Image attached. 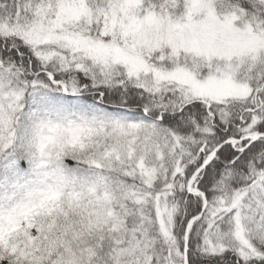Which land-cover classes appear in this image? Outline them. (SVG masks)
Masks as SVG:
<instances>
[{
	"label": "snow or ice",
	"instance_id": "6c2138e0",
	"mask_svg": "<svg viewBox=\"0 0 264 264\" xmlns=\"http://www.w3.org/2000/svg\"><path fill=\"white\" fill-rule=\"evenodd\" d=\"M0 264H264V0H0Z\"/></svg>",
	"mask_w": 264,
	"mask_h": 264
}]
</instances>
